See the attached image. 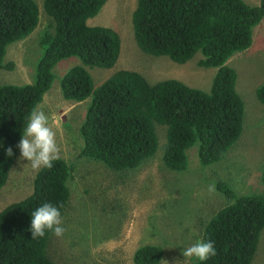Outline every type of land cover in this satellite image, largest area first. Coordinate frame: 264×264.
<instances>
[{"label":"trees","instance_id":"16d2710c","mask_svg":"<svg viewBox=\"0 0 264 264\" xmlns=\"http://www.w3.org/2000/svg\"><path fill=\"white\" fill-rule=\"evenodd\" d=\"M107 0H43L50 22L40 33L42 48L32 82L0 84V189L18 155L16 147L29 113L50 89L53 67L76 56L60 79L61 95L81 102L89 98L79 127V155L102 162L113 170L139 167L158 146L155 123L166 125L162 161L174 171L187 168V149L196 145L200 164L219 161L239 138L244 104L235 89L236 72L227 61L247 49L254 27L264 17V0H136L132 11L133 34L146 53L166 55L185 63L196 53L199 65L215 67L210 89L191 87L179 79L149 82L140 72L119 69L98 86L87 66L111 68L121 40L109 26L89 25ZM40 19L35 0H0V68L7 46L23 40ZM264 104V82L256 89ZM11 146L13 156L6 155ZM264 188V163L261 166ZM73 166L63 157L51 169L33 178L32 191L0 210V264H54L46 248L52 233L32 239L31 213L43 203L66 209ZM216 187L228 200L205 223L201 239L213 241L217 255L204 264H250L264 228V190L236 194L225 182ZM163 248L140 244L132 254L134 264H160ZM187 264H200L192 260Z\"/></svg>","mask_w":264,"mask_h":264},{"label":"rangeland","instance_id":"374dc122","mask_svg":"<svg viewBox=\"0 0 264 264\" xmlns=\"http://www.w3.org/2000/svg\"><path fill=\"white\" fill-rule=\"evenodd\" d=\"M40 19L33 32L23 40L10 43L3 58L12 68H0V84L32 82L38 56L42 52L39 37L50 18L43 10V0H35ZM257 4L259 0H244ZM136 0H107L101 10L87 20L89 25L113 28L121 40L116 63L111 68L97 66L86 69L98 86L119 69L140 72L154 83L176 78L185 84L208 91L215 67H203L196 53L185 63L166 55L144 52L136 43L132 27V11ZM255 28L252 47L236 52L228 61L236 72L235 89L244 104V117L239 138L219 161L202 165L197 146L187 149L188 165L174 171L162 161L166 141V125L155 123L158 146L155 154L139 167L113 170L102 162L79 155L82 145L79 127L84 119L89 98L81 102L66 100L60 91L62 75L80 64L76 56L60 60L53 67L54 79L37 108L49 116L57 133L61 157L73 166L68 180L70 198L62 214L66 232L52 234L46 252L54 264H134L132 254L144 243L163 248L160 264H187L182 249L201 239L205 223L228 203L216 187L228 184L236 194L263 192L261 166L264 163V104L256 95L264 82V17ZM20 150L0 189V210L21 200L32 191V170ZM214 187V191H209ZM250 264H264V228Z\"/></svg>","mask_w":264,"mask_h":264},{"label":"clouds","instance_id":"9594fccd","mask_svg":"<svg viewBox=\"0 0 264 264\" xmlns=\"http://www.w3.org/2000/svg\"><path fill=\"white\" fill-rule=\"evenodd\" d=\"M21 153V159H26L32 170L39 171L42 168L51 169L54 162L61 158V147L57 142V133L50 126L49 116L39 108H34L28 116V121L22 138L16 145ZM13 149H6L8 157L13 156ZM209 191H214L211 187ZM32 239L44 238L46 233H52L56 237H62L66 232L59 207L51 203H43L31 213ZM184 259L196 260L200 264L217 255V249L213 241L198 239L187 248L182 249ZM167 264L166 261H164Z\"/></svg>","mask_w":264,"mask_h":264},{"label":"crops","instance_id":"0c3cea01","mask_svg":"<svg viewBox=\"0 0 264 264\" xmlns=\"http://www.w3.org/2000/svg\"><path fill=\"white\" fill-rule=\"evenodd\" d=\"M259 2V1H258ZM263 21V19L256 25V26H259L260 25V23ZM256 26L254 27V30H253V39H252V43H251V45L249 46V47H252V45H253V43H254V41H255V28H256ZM248 47V48H249ZM246 50V49H245Z\"/></svg>","mask_w":264,"mask_h":264}]
</instances>
